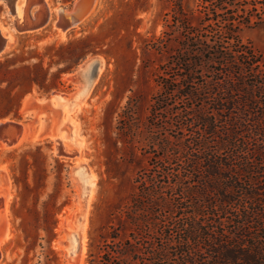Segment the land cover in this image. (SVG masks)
<instances>
[{
    "label": "rangeland",
    "instance_id": "374dc122",
    "mask_svg": "<svg viewBox=\"0 0 264 264\" xmlns=\"http://www.w3.org/2000/svg\"><path fill=\"white\" fill-rule=\"evenodd\" d=\"M80 1L0 0L1 35L10 38L0 61L12 53L33 57L25 63L30 74L43 86L57 87L46 95L39 85H31L18 115L0 118V264H72L66 256L69 241L63 239L71 231L64 220L74 216L83 184L90 181L94 197L85 217L83 263L88 264L91 252L99 256L102 238L113 226L130 233L127 214L139 193V180L163 167L153 161L152 148L153 139L163 138L155 131L161 121L151 117L153 98L161 92L160 77L187 38H193L192 32H206L210 26L202 0H86L85 11L76 14ZM253 4L250 0L239 16L256 14ZM77 21L81 23L73 25ZM240 38L264 60V24L243 27ZM94 59L99 62L91 70L97 77L86 91L84 77L77 74ZM36 64L41 67L34 69ZM261 71L264 75V68ZM4 73L0 68V115L7 108ZM9 80L16 83L12 76ZM54 95L66 101H53ZM75 97L78 104L73 108ZM79 166L84 171L75 175ZM170 168L176 172L183 166ZM163 192L167 197L172 193ZM54 200L61 209L52 219Z\"/></svg>",
    "mask_w": 264,
    "mask_h": 264
},
{
    "label": "trees",
    "instance_id": "16d2710c",
    "mask_svg": "<svg viewBox=\"0 0 264 264\" xmlns=\"http://www.w3.org/2000/svg\"><path fill=\"white\" fill-rule=\"evenodd\" d=\"M249 1L202 0L209 29L187 38L153 98L151 117L161 121L155 131L163 137L153 139V161L163 167L140 178L127 214L130 233L113 226L88 264H264V60L240 38L243 27L264 24V2L254 0L256 14L242 18ZM31 59L12 53L0 61L7 84L0 118L18 115L31 85L46 95L57 88L30 74Z\"/></svg>",
    "mask_w": 264,
    "mask_h": 264
},
{
    "label": "bare ground",
    "instance_id": "6f19581e",
    "mask_svg": "<svg viewBox=\"0 0 264 264\" xmlns=\"http://www.w3.org/2000/svg\"><path fill=\"white\" fill-rule=\"evenodd\" d=\"M7 1V0H6ZM10 2H11V0H9ZM38 1H40V0H38ZM97 1V0H96ZM9 2V3H10ZM38 3V2H37ZM80 4V6L79 7H77V10L75 11L76 12V14H82L83 13V11H85V6H86V0H83V1H80L79 2ZM82 3V4H81ZM33 4V3H32ZM15 5H16V3H15ZM93 6L95 5V1H94V3L92 4ZM11 6V5H10ZM33 6V5H32ZM38 6V5H37ZM17 7V6H16ZM47 7V6H46ZM42 8H44V7H42ZM29 9V8H28ZM41 9V8H40ZM45 9V8H44ZM51 9V8H50ZM23 10V9H22ZM29 10H31V9H29ZM38 11H40V10H38ZM44 11V10H43ZM48 11V10H47ZM52 11V10H51ZM62 13H63V16L65 15V13L66 12H64V10L62 11V10H60ZM67 11V10H66ZM88 11H92V9L90 8V10H88ZM87 11V12H88ZM29 12V11H28ZM22 13H24V12H22ZM22 13H21V16H22ZM31 13H33V12H31ZM38 14H39V12H37ZM43 13H45V12H42V14ZM47 13V12H46ZM68 13V12H67ZM89 13V12H88ZM25 14V13H24ZM35 15H36V13H35ZM50 15V14H49ZM86 15V14H85ZM20 16V17H21ZM60 16H62L61 14H60ZM67 16H68V14H67ZM87 16V15H86ZM65 17V16H64ZM85 17V16H84ZM83 17V18H84ZM87 17H89V15L87 16ZM51 18V17H50ZM58 18H60V17H58ZM70 18V17H69ZM83 18H81V20L83 21ZM30 19V18H29ZM44 19V18H43ZM63 20H65L64 18H62ZM87 19V18H86ZM31 20V19H30ZM40 22V21H39ZM47 22V21H46ZM49 22V21H48ZM60 23H62V25L64 24L63 23V21L61 22L60 21ZM78 21L77 22H74L73 23V25H78V24H80L81 22H79L78 24ZM66 24V23H65ZM31 25V24H30ZM30 25H28V26H30ZM56 25V24H55ZM72 25V24H71ZM36 26V25H35ZM44 27V26H43ZM42 27V28H43ZM57 28H58V26H56ZM39 29H40V24H39V27H38ZM37 28V29H38ZM67 28H69V26L67 27ZM36 29V30H37ZM38 29V30H39ZM60 29V28H59ZM71 29V28H70ZM67 31V30H66ZM63 34V33H62ZM1 55V54H0ZM87 63V62H86ZM99 73H100V71H99ZM98 73V74H99ZM83 77H84V80H85V87L83 88V89H85L86 91H87V89H88V85H90L91 87H92V85H93V83L95 82V79H96V77H93V71L90 69V68H88V69H86L85 71H84V73H83ZM55 96V98L53 99V101H55V100H58L59 102H61V101H66V99H64L63 97H61V96H57V95H54ZM58 103V102H57ZM11 122V121H10ZM3 124H4V122H2ZM14 122H12V124H13ZM1 126V125H0ZM20 126V128H21V126L22 125H19ZM10 127V126H9ZM15 127V126H14ZM16 128V127H15ZM18 128V127H17ZM20 128H19V131H21L20 130ZM7 131H9V130H7ZM13 131V130H12ZM15 131H17V130H15ZM6 132V131H5ZM22 133V132H21ZM10 134H11V131H10ZM19 134H20V132H19ZM2 135V137H3V134H0V136ZM5 135V134H4ZM9 135V134H8ZM6 138V137H5ZM25 138V137H24ZM20 139H21V137H20ZM26 139H28V138H26ZM60 139H62V138H60ZM60 139L58 140V142L60 141ZM5 140V139H4ZM63 140V139H62ZM7 141V140H6ZM5 141V142H6ZM24 141V140H23ZM57 141V140H56ZM4 142V141H3ZM19 142H21L22 143V141H17L16 142V144L17 143H19ZM7 143V142H6ZM63 144H65L64 143V141H63ZM12 145V144H11ZM22 145V144H21ZM21 145H19V146H21ZM60 145V144H59ZM16 146H18V145H16ZM16 146H14V147H16ZM58 146V145H57ZM66 146V145H65ZM65 146H63V147H65ZM68 147V146H67ZM66 147V148H67ZM0 148H3V147H0ZM7 148V147H6ZM10 148H13V147H11L10 146ZM9 148V149H10ZM65 148V149H66ZM69 149V148H68ZM56 150L58 151V148L56 147ZM63 150H64V148H63ZM73 150V149H72ZM71 150V151H72ZM67 151H70V150H67ZM70 151V152H71ZM64 152H65V150H64ZM69 152V153H70ZM73 152V151H72ZM76 152H77V150H76ZM57 153V152H56ZM61 154V153H60ZM71 155V154H70ZM62 156V155H61ZM64 157H65V155H63ZM74 156V155H73ZM72 156V157H73ZM78 156V155H77ZM67 157V156H66ZM80 157V156H79ZM81 158V157H80ZM68 159V158H67ZM72 159V158H71ZM76 161L79 163L80 161H81V159H76ZM80 167V166H79ZM85 167H83L81 170H80V172H79V175L81 174V172L82 171H84L83 169H84ZM83 174V173H82ZM82 179L85 181V180H89V176H87V175H83L82 176ZM94 183L92 182V181H90L89 183H86L85 185L83 184V187H82V189H81V193L79 194V197H81V195L86 199V203H87V207H86V209L82 212V205L80 204L79 205V207H78V209L76 210V212L74 213V216H69V217H67L65 220H64V223L65 222H68V226H66V227H69V230L68 231H71V233H66L65 234V236H64V240H67V241H69V243H68V246H67V248H66V251H67V254H66V256H67V259L70 261V263H72V264H84L83 263V261H84V249H85V247H84V240H85V237H86V233H85V224H86V220H85V217H86V212L88 211V206H89V203L91 202V200L93 199V197H94V195H93V193H94ZM83 202V201H82ZM78 213H82L81 215H82V223H79V225L78 224H76V220H77V214ZM70 220V221H69ZM67 224V223H66ZM62 228V227H61ZM66 232V231H65ZM1 255V254H0Z\"/></svg>",
    "mask_w": 264,
    "mask_h": 264
},
{
    "label": "water",
    "instance_id": "95a60500",
    "mask_svg": "<svg viewBox=\"0 0 264 264\" xmlns=\"http://www.w3.org/2000/svg\"><path fill=\"white\" fill-rule=\"evenodd\" d=\"M13 11L15 12V14H18V9H17V7L16 6H14L13 8ZM23 14V13H22ZM26 29V28H25ZM27 30H29V29H27ZM9 40H10V38L9 37H3L2 35H1V31H0V54L2 53V52H4L5 50H6V48H7V46H8V42H9ZM98 59H94V60H90V61H88L87 63H85L81 68H79V70H78V74L77 75H79V76H83V73H84V71L86 70V69H88V68H90V69H93L94 67H96V65L98 64ZM78 97V96H77ZM77 97H75L73 100H72V102H71V107H73V108H75L74 106H73V103H74V105H77L78 103V101L76 102L75 100L77 99ZM1 129L2 130H4V131H6L7 130V128H6V126H2L1 127ZM63 149H62V151H60L59 150V152L60 153H63ZM83 167H77L75 170H74V173H75V175H78L79 174V172H80V170L82 169ZM79 202H80V204L82 205V212L86 209V207H87V203H86V199L81 195V197H79ZM83 201V202H82ZM82 214V213H81ZM80 213H78L77 214V220H76V223L79 225V223H82V215H81Z\"/></svg>",
    "mask_w": 264,
    "mask_h": 264
}]
</instances>
